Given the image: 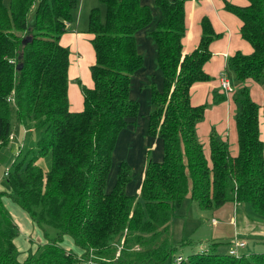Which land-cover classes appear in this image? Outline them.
Masks as SVG:
<instances>
[{"label":"trees","instance_id":"16d2710c","mask_svg":"<svg viewBox=\"0 0 264 264\" xmlns=\"http://www.w3.org/2000/svg\"><path fill=\"white\" fill-rule=\"evenodd\" d=\"M185 1L154 0L160 16L150 36L163 85L150 87L148 133L163 142V157L147 160L135 196L127 192L132 168L126 161L118 165L110 189L107 181L118 134L140 113L130 90L132 76L143 66L136 34L153 21L150 7L141 0H99L104 11L90 9L93 87L79 81L83 109L74 112L68 100L70 52L60 38L74 20L78 0H10L9 6L0 0V148L11 141L12 103L25 133L4 172L8 189L0 190V264H264V251L233 256L213 239L172 240L173 220L187 199L202 211L245 203L264 217L259 106L244 85L248 78L264 83V0L244 6L224 0L252 51H236L221 73L233 72L231 84H237V154L232 156L227 141L212 130L209 158L196 134L206 105H194L190 89L212 80L204 64L220 35L204 16L198 45L185 52ZM225 98L213 94L212 102ZM4 198L25 211L44 238L23 260ZM66 238L73 249L63 246ZM185 246L193 250L184 257Z\"/></svg>","mask_w":264,"mask_h":264},{"label":"crops","instance_id":"0c3cea01","mask_svg":"<svg viewBox=\"0 0 264 264\" xmlns=\"http://www.w3.org/2000/svg\"><path fill=\"white\" fill-rule=\"evenodd\" d=\"M236 5L244 6L247 0H225ZM141 4L147 5L152 10L153 21L141 29L136 34L138 52L143 56V66L132 76L130 97L135 101H142L141 112L134 123L128 124L118 134L116 146L112 155V166L107 181L108 189L114 183L118 165L121 161H126L132 168V180L127 185L128 194L138 196L140 185L144 175L147 160L161 161L163 157V142L148 133V116L151 109L150 87L154 85L161 90L163 85L162 73L157 63V47L150 32L155 28L159 19L160 12L154 0H141ZM76 10L74 20L67 32L60 38V44L69 49V68H68V100L71 111L78 112L83 109V96L79 81L88 88L93 87V80L90 73V66L95 63V53L91 44L92 34L88 33L87 24L81 22V14ZM208 17L216 33L221 34L210 44L212 56L204 64L206 72L212 75V80L197 83L190 89L191 102L196 105L203 101L209 102L210 111H216V132L227 141L232 156L238 151L237 132L235 126V116L237 104L234 101L233 88L237 84H231L233 72L227 79L232 88L231 92H225L219 85V76L227 66V59L236 51L249 54L252 51L251 45L241 38L239 28L241 21L233 13L225 10L224 0H186L185 1V26L186 32L182 39L185 52L192 51L199 43L201 36L200 21L202 17ZM88 21V20H87ZM138 82V84H137ZM244 85L249 89L250 98L258 104V126L259 136L264 144V83L256 82L252 78L244 81ZM140 86V88H138ZM213 94L225 95L223 101L212 102ZM138 102V103H139ZM204 123L197 124L196 134L201 142L202 134L205 136L207 129L200 131ZM24 130V128H23ZM25 134V133H24ZM202 144V143H201ZM204 153L209 158V134L208 146ZM224 204L223 206L207 210L211 214V239L215 241L224 240L229 245L227 250L218 249L225 253L234 245L235 240L244 241L245 247L251 252L264 251V217L257 216L252 211L250 205L245 203ZM4 205L12 216L18 228V236L15 244L18 249L19 259L23 260L29 253L34 252L37 246L44 242L40 229L32 222L30 217L11 199L4 198ZM201 214L204 211L200 210ZM232 228L231 231H229ZM253 244H248V241ZM65 248H74L72 241L64 239ZM240 251V249H239ZM244 253V252H243Z\"/></svg>","mask_w":264,"mask_h":264},{"label":"rangeland","instance_id":"374dc122","mask_svg":"<svg viewBox=\"0 0 264 264\" xmlns=\"http://www.w3.org/2000/svg\"><path fill=\"white\" fill-rule=\"evenodd\" d=\"M3 2L6 6H9L10 4V0H3ZM78 2L79 4H78L77 9H80L79 15L81 14V18H82L81 22L83 24H87L88 13L92 7H99L102 12L104 11L103 10L104 6L99 2V0H78ZM76 14L77 13L75 12L74 15ZM33 16H34V11L32 10V12H29V15L27 18L29 25H32L34 22ZM219 35H220L219 37H221V34ZM206 70H210L209 67L208 69L205 68V71ZM208 74L210 75L209 71H208ZM210 77H212V75H210ZM230 77L231 79H233L232 75H230ZM132 85H134L133 80H132ZM138 88H140V86ZM231 91H232V88L229 92ZM234 91L235 89L233 88L232 92ZM141 100L140 102L139 101L137 102H139V110L142 115V101ZM200 104L206 105L203 120L199 122V123H204V125L201 126L200 131H202V129L204 130L207 129L208 131L205 133V136H203L202 134H198V135L199 137L201 136V143L204 149H206V147L208 146V134H210L212 130L216 132L217 114H216V111H213V110L210 111V109H208L209 108L208 101L205 100ZM10 118H11V126H10L11 141H9L7 145L0 148V190L8 189V186L6 185V178L4 176V172L6 168H9L11 166L15 158L17 148L22 144V141L24 138L23 126L21 125V122L17 116L16 109L13 106V103L11 106ZM137 201H139V199H137ZM227 204H230V203H227ZM193 205L191 204L190 200L187 199L184 201L182 206L178 209L177 215L174 218L173 223H172V240L174 244H179L183 239L191 240L193 243H196V244H204L211 240V236H210L211 225L209 223L211 214L210 213L208 214L206 212L207 210H205L203 214H201V211L197 208V206L196 205L193 206ZM231 230L232 228L229 231ZM219 242H220L221 249L227 250L229 246L227 242H224V240H220ZM248 244L249 245L253 244L251 239L250 241H248ZM192 250L193 249L191 247L185 246L182 248L181 254L185 257L188 254H190ZM249 251L250 250L248 248L244 250L240 249L241 254H243V252L248 253ZM165 264H170V261H167Z\"/></svg>","mask_w":264,"mask_h":264},{"label":"built area","instance_id":"2783aa9c","mask_svg":"<svg viewBox=\"0 0 264 264\" xmlns=\"http://www.w3.org/2000/svg\"><path fill=\"white\" fill-rule=\"evenodd\" d=\"M219 82H220V87L222 88L223 91L229 92L231 90L230 83L225 75L223 74L220 75ZM5 173H7V168H6ZM245 245L246 243L244 241L235 240L233 247H231V249H229L228 252L230 255L238 256L239 249L245 247ZM177 259L179 260L180 257Z\"/></svg>","mask_w":264,"mask_h":264}]
</instances>
